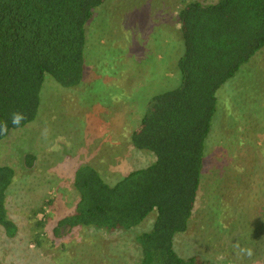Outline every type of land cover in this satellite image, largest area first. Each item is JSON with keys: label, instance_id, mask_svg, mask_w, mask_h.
<instances>
[{"label": "rangeland", "instance_id": "obj_1", "mask_svg": "<svg viewBox=\"0 0 264 264\" xmlns=\"http://www.w3.org/2000/svg\"><path fill=\"white\" fill-rule=\"evenodd\" d=\"M181 6L180 0H108L86 25L84 82L63 88L46 75L36 120L0 143V167L14 170L6 208L17 227L13 238L0 227V264L139 260L135 236L151 228L155 213L129 232L104 234L80 228L55 237L52 230L74 208L72 175L77 168L92 166L112 185L152 161L149 154L131 147L128 133L139 124L152 94L179 85L177 71L170 78L168 73L175 70L183 51L176 31ZM213 124L205 143L199 199L187 232L175 238V249L182 257L199 255L221 264H264L261 255L248 258L249 253L223 247L212 222L216 218L218 227L230 226L234 215L230 212L242 210L248 201L245 181L254 187L257 174L260 178L264 174V48L218 91ZM28 154L35 157L31 163ZM224 168L238 176L239 183L232 182L229 189L215 184L223 182L216 181ZM213 197L219 207H212ZM42 205L44 214L34 217ZM44 216L49 219L40 231L36 219L46 221ZM36 237L40 246L33 241Z\"/></svg>", "mask_w": 264, "mask_h": 264}, {"label": "trees", "instance_id": "obj_2", "mask_svg": "<svg viewBox=\"0 0 264 264\" xmlns=\"http://www.w3.org/2000/svg\"><path fill=\"white\" fill-rule=\"evenodd\" d=\"M107 1L0 0V143L36 120L46 75L63 88L84 82L86 25ZM180 1L176 31L183 51L168 73L170 78L177 71L179 85L152 94L139 124L128 133L131 147L152 161L112 185L92 166L77 168L72 175L77 200L57 221L55 237L80 228L129 232L155 213L151 228L135 236L136 264H221L199 255L180 256L175 238L187 232L199 199L217 93L264 48V0ZM27 158L35 160L34 155ZM231 171L224 168L216 181L223 182L216 186L239 183ZM257 175L254 187L245 181L248 201L242 210L230 212V226L218 227L212 219L223 247L249 253L248 258L264 257V174ZM14 176L11 167H0V227L11 238L17 227L8 218L6 193ZM216 197L212 207H219ZM43 206L34 217L44 214ZM44 218L36 219L40 231L49 219ZM33 241L40 246L37 237Z\"/></svg>", "mask_w": 264, "mask_h": 264}]
</instances>
